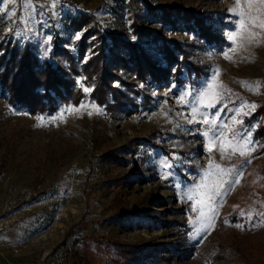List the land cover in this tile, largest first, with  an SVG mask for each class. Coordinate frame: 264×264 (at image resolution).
<instances>
[{
  "label": "rangeland",
  "instance_id": "rangeland-1",
  "mask_svg": "<svg viewBox=\"0 0 264 264\" xmlns=\"http://www.w3.org/2000/svg\"><path fill=\"white\" fill-rule=\"evenodd\" d=\"M257 15L258 0H0V56L26 46L39 64L72 73L71 57L81 92L33 113L0 82V264H264ZM98 27L168 72L135 84L115 70L137 86L116 81L126 98L101 104L83 74ZM163 43L179 44L192 66L177 50L169 66ZM145 249L153 253H133Z\"/></svg>",
  "mask_w": 264,
  "mask_h": 264
},
{
  "label": "trees",
  "instance_id": "trees-1",
  "mask_svg": "<svg viewBox=\"0 0 264 264\" xmlns=\"http://www.w3.org/2000/svg\"><path fill=\"white\" fill-rule=\"evenodd\" d=\"M169 13L165 11L163 15L171 16ZM173 18V16L170 17V20H173ZM184 18L186 20L191 18L192 22L197 24L201 22L196 16L192 17V15H187L186 17L182 15L180 20H184ZM197 27L199 35L203 37L206 43L216 44L215 34L209 27L204 26V23L201 26L198 24ZM94 34L96 36L94 44L98 52L91 57L88 63L83 65V74L87 84L95 85L94 97L101 104L105 103L109 106L108 98L111 97L116 103L115 106H117L121 100L126 98L125 92L116 88L114 82L120 80L124 87H129L131 90V87L137 86L126 83L121 76L114 72L115 70L130 71L135 76L132 80L135 84L138 82L144 83L150 79L156 80L164 77L165 73L168 72L167 69L159 68L156 64L157 62L137 42L123 41L116 35H110V40L106 41L102 37V31L99 27L94 31ZM138 35L141 38V36H145V33L144 31H139ZM9 47L10 49L5 48V52L0 56V82L2 89L11 95L12 102H21L30 112L43 113L55 109L59 100L66 102L71 98L78 99L81 96L80 90L76 88L74 77H72V73L77 74V71L71 57L69 58L71 65L69 70L72 73L62 67H53L49 63L39 64L26 46L21 52L15 46ZM173 48L163 43L161 51L164 53L167 64L170 66L172 63L178 62L175 55L177 50L183 55L184 65L191 67L192 65L187 60L186 51L182 50L179 44H175ZM62 52L61 56L64 58L69 56L68 51ZM8 55H10L9 58L6 57ZM58 55L57 51L53 57ZM255 116V119L258 117L257 119L260 120L255 136L264 146V100L256 111ZM152 249L137 250L133 251V253L137 258H146L153 253ZM166 258V256L161 257V261L158 263L155 259L149 260L152 261V264H164L168 260ZM74 264L77 263L74 261ZM135 264L144 263L140 261Z\"/></svg>",
  "mask_w": 264,
  "mask_h": 264
},
{
  "label": "snow or ice",
  "instance_id": "snow-or-ice-1",
  "mask_svg": "<svg viewBox=\"0 0 264 264\" xmlns=\"http://www.w3.org/2000/svg\"><path fill=\"white\" fill-rule=\"evenodd\" d=\"M258 3H259L261 8H264V0H258ZM251 6H252V0H249V7L251 8ZM257 11H259V9ZM13 15H14V13H13ZM250 22H251V26L253 29L259 28V29H261V31H264V20L260 19L259 15H257L256 17H251ZM86 91H87V89H86ZM249 142H250V138L246 139L245 136H243V135L240 137V139L238 141V143H241V144H247ZM168 166L171 167L170 165H168ZM189 198H191V197H189Z\"/></svg>",
  "mask_w": 264,
  "mask_h": 264
}]
</instances>
